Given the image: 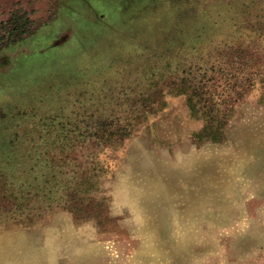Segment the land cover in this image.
Segmentation results:
<instances>
[{"label":"rangeland","instance_id":"374dc122","mask_svg":"<svg viewBox=\"0 0 264 264\" xmlns=\"http://www.w3.org/2000/svg\"><path fill=\"white\" fill-rule=\"evenodd\" d=\"M11 1L35 23L19 39L0 33L2 161L60 134L53 125L84 124L91 92L127 91L162 71L152 66L163 64L168 43L194 44L201 20L218 22L228 40L241 33L247 57L264 70V0ZM258 97L237 104L226 140L213 143L196 140L204 122L186 96H166V108L109 154L97 217L55 208L10 220L14 202L0 197V264H264Z\"/></svg>","mask_w":264,"mask_h":264},{"label":"trees","instance_id":"16d2710c","mask_svg":"<svg viewBox=\"0 0 264 264\" xmlns=\"http://www.w3.org/2000/svg\"><path fill=\"white\" fill-rule=\"evenodd\" d=\"M197 23L194 44L172 48L168 43L163 64L152 66L162 71L135 78L136 87L127 91L91 92L84 124L53 125L60 134L35 139L27 150L0 160V197L15 205L7 212L24 217L66 208L77 216L97 217L99 212L93 209L100 202L96 194L101 180L111 170L109 154L124 148L149 115L165 109L168 95H185L191 115L203 120L195 134L198 142H224L237 104L251 92H259L257 101L264 103V70L258 60L252 64L247 57L238 40L241 33L228 40L227 30L218 34V22L214 27L207 21ZM27 25L14 26L10 34L19 39L29 33ZM162 81L164 91L159 87ZM76 131L79 138L73 135Z\"/></svg>","mask_w":264,"mask_h":264},{"label":"flooded vegetation","instance_id":"af4514ba","mask_svg":"<svg viewBox=\"0 0 264 264\" xmlns=\"http://www.w3.org/2000/svg\"><path fill=\"white\" fill-rule=\"evenodd\" d=\"M1 6L3 7L1 8ZM1 6L0 33L4 32V35H9L10 37H12L9 29L13 28L14 26H23L25 24H28L27 26H29V28H32L33 24L35 23L34 18H32L33 16L31 15V12L29 10H26L20 3L16 2L15 4H12L11 0H6L3 2V4L1 3ZM4 11L6 12L5 14H3ZM9 217L10 220L21 219L23 217V214L9 212Z\"/></svg>","mask_w":264,"mask_h":264}]
</instances>
